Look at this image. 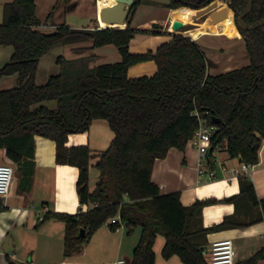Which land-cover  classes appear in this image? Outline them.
I'll return each instance as SVG.
<instances>
[{
  "label": "trees",
  "instance_id": "1",
  "mask_svg": "<svg viewBox=\"0 0 264 264\" xmlns=\"http://www.w3.org/2000/svg\"><path fill=\"white\" fill-rule=\"evenodd\" d=\"M143 1H134L125 28H99L97 22L74 28L62 23L51 33L39 29L36 0H13L4 5L0 45L13 46L14 52L0 68V80L18 74L19 83L0 91V149L6 150L10 161L24 165L21 181L32 180L36 136L55 142L58 164L79 168L80 202L93 206L76 214L48 211L41 220L57 219L66 224L67 256L81 252L93 234L116 217L115 223L109 222L112 231H117L121 222L129 233L142 227L128 264H155L159 233L165 238L162 256L166 259L176 255L185 264H210L208 234L264 220V199L258 197L251 178L240 175L238 194L224 199H197L186 206L180 192H161L152 179L153 167L171 147L187 146L200 126V118L218 127L212 136L209 159L224 147L230 157L242 163L259 162L264 141V25L239 28L251 63L213 75L205 51L187 35L173 33L171 40L155 51L130 50L136 34H160L156 28L132 26ZM218 1L229 3L237 22L249 5L248 0ZM190 4L201 8L208 0H171L168 6L175 10ZM52 16L53 13L49 18ZM263 20L264 0H252V9L243 23L252 26ZM84 41H92V48L117 47L121 60L89 67L92 57L70 60L57 56L60 72L51 75L45 84H37L43 56L55 46ZM146 61L156 63V74L131 78L130 67ZM47 100L57 101V109L39 105ZM96 119L106 120L114 137L98 155L95 167L100 172L99 180L91 190L90 168L95 156L92 149L89 145L67 143L70 134L88 131ZM243 201L249 207L260 208L262 216L252 220L225 216L217 225L204 226L206 206L232 202L238 208ZM5 208L0 197V211ZM262 259L264 247L249 260L236 264H258Z\"/></svg>",
  "mask_w": 264,
  "mask_h": 264
},
{
  "label": "crops",
  "instance_id": "2",
  "mask_svg": "<svg viewBox=\"0 0 264 264\" xmlns=\"http://www.w3.org/2000/svg\"><path fill=\"white\" fill-rule=\"evenodd\" d=\"M13 0H0V24L4 18V5ZM96 1V2H95ZM144 0L142 4L148 3ZM37 13L41 21H46L39 26V29L47 33L53 32L63 21L74 28H83L94 26L96 22L100 28L99 6L97 0H36ZM89 7L85 11L79 12L80 17H73L77 14L80 6ZM53 13L51 18L44 20V15ZM210 17H206L201 24L195 26L191 37L196 39L201 45L206 47L215 46L220 48L223 54H227L224 72L248 65L250 62L247 50L243 49L245 41L242 38L239 28L235 21V12L231 9L229 3L219 2V7ZM183 12V13H177ZM42 12V13H41ZM57 13V14H56ZM195 9L190 7H181L171 9L168 16L162 23L158 24L156 30L160 32L157 35H147L138 33L130 44V50L134 53H146L155 51L162 43L171 40L175 33L172 25V16L175 15V21H181L184 26L191 25L195 21L192 15ZM180 14V15H179ZM57 15V16H56ZM82 21L79 23L80 18ZM79 19V20H77ZM156 19L147 20L134 27L136 29H153ZM173 22V23H174ZM53 29V30H52ZM161 39L158 42L157 40ZM92 41L77 42L68 45L55 46L60 47L56 56H64L67 59H89V67H95L103 63L117 62L121 60V54L117 47L106 45L98 48H92ZM84 49V50H83ZM14 47L10 45H0V68L11 59ZM50 53V52H49ZM46 56V55H45ZM39 64L37 73V84H45L51 75L60 72L59 66L53 59L51 69L44 72L42 67L43 58ZM223 57V55H222ZM217 59L213 66H221L223 62ZM108 59H113L109 61ZM209 65V72L212 74ZM157 65L154 61L137 63L130 67L129 76L137 78L138 76H152L156 74ZM215 75V74H213ZM18 74L4 76L0 80V91L18 86ZM39 105H44L52 110L57 109L58 102L47 100ZM38 106V105H37ZM104 119H96L91 123L87 133L81 135H70L69 146L89 145L95 155L91 160L90 182L92 174L95 175L93 190L99 180V170L95 167L98 156L101 151L107 149L113 141L108 122ZM99 125L101 129H98ZM94 128V129H93ZM100 130L101 134L97 133ZM96 132V133H93ZM36 155L34 173L31 182L21 181L24 170L23 164H17L6 157V150L3 152V161L10 162L15 169V181L9 194L3 197L5 209L0 211V264H94L113 262L120 258H131L137 241L133 244L125 243V237L122 234L118 238L114 234L121 232L112 231L107 222L100 228L88 243L85 244L81 252L67 256L64 253V239L66 224L57 219H49L41 222L48 211L67 212L76 214L81 211H87L92 207L91 204H82L77 192V180L79 168L68 164H58L56 162V144L53 140L36 136ZM260 149L259 162L249 171L241 169L242 162L238 158L229 156L224 147H219L208 159L209 166L207 170H215L217 177L208 179L206 169L201 171V156L199 150L192 142H189L184 149L171 147L167 155L158 158L155 161L152 173V179L157 183L162 193L178 191L181 194V201L184 205H192L197 199H206L215 197L224 199L240 192V175H248L254 182L257 195L264 199V141ZM225 169L237 168L238 174L228 173ZM247 201H243L238 208L235 203L223 202L208 205L203 209V224L205 227L220 223L225 216H238L243 220H252L261 217L260 208L249 207ZM114 233V234H113ZM111 239L113 242L109 247L98 245L97 239L100 237ZM141 236V235H140ZM232 239L236 250V263L249 260L256 252L264 247V220L258 221L250 226L231 227L221 231L208 234V251L212 249V243L218 239ZM140 239V238H139ZM138 239V240H139ZM165 242V241H164ZM127 245V246H126ZM156 246V245H155ZM100 247V249H99ZM132 249V250H131ZM99 253L96 255L95 253ZM109 253V254H108ZM107 254V255H105ZM155 264H185L180 257L173 256L170 259L157 257ZM258 264H264V259Z\"/></svg>",
  "mask_w": 264,
  "mask_h": 264
},
{
  "label": "rangeland",
  "instance_id": "3",
  "mask_svg": "<svg viewBox=\"0 0 264 264\" xmlns=\"http://www.w3.org/2000/svg\"><path fill=\"white\" fill-rule=\"evenodd\" d=\"M170 1L171 0H149L148 3L141 4L139 6V8L137 9L136 13H135L134 20H133V26L136 27V26H138V24H140L142 22H145L147 20H151V19H156L157 20L153 25H155V24L158 25V24L162 23L163 20H165V18L169 15L168 12L171 10V8H169V6H168ZM0 4H1V2H0ZM97 4L99 6V0H97ZM85 8L87 10V8H89V7L88 6L85 7L84 5L80 6L79 10L77 11L78 13L75 14L73 17H80L79 16L80 15L79 12L82 13V11H85ZM52 10H53V7H52V9L50 11L45 13L46 15H44V20L47 19L48 15L50 14L49 12H51ZM215 11H217V10H213L212 12L207 13L204 16L198 18V19H195L194 20L195 22L192 23L191 25L183 26V27H181L178 30H174V32L175 33H180V34H183V35H187V36L191 37L192 30L196 29L195 26L199 27V25L201 24V21L203 19H205L206 17H210V15H212ZM177 13H183V12L177 11ZM37 15H38V13H37ZM3 18H4V15H3ZM174 18H175V15L172 16V19H171L172 20V25L171 26H173ZM80 19L81 20L77 19V20H79V23L82 21L83 17L80 18ZM40 21H41V19H40ZM45 22L46 21H43L42 24L45 23ZM62 23H63V21L61 22V24ZM158 26H153V28H157L158 29L159 28ZM125 27H126V25H125ZM125 27H119V28H125ZM239 32H240V30H239ZM242 38H243V36H242ZM160 40L161 39L159 38V40H157V41L158 42H162ZM194 40H196V39H194ZM200 46L203 48V50L206 53L207 60L210 63V69H211L212 74H217V72H222L221 70H223L224 65H226V61H227V56L228 55L227 54H223L222 51L220 50V48L215 47V46H211L210 45L209 47H206V45H201V44H200ZM242 47H243L244 50H246V45H243ZM59 49H60V47L53 48L50 51V53L46 54L45 58H43L42 67L44 69V72L48 71L49 69H51V63H53L54 55L57 54V51H59ZM222 55H223V57H222ZM221 57H222V60H223V62L221 63V66L220 65L218 67L217 66H213V62H215L217 59L220 60ZM57 58L58 57L56 56L54 60L56 61ZM108 60L112 61L113 59H108ZM104 123H107L106 120L104 121ZM96 127H98V129H101L99 125H96ZM109 131H110L111 135L114 137V132L112 130H109ZM85 133H87V137H88V132L87 131L86 132H81V133H73V134H70V135H81V134H85ZM93 133H96V132L93 131ZM97 133L101 134L100 130H98ZM3 156H4V154H3V152L0 149V163H9L10 164V162H7V161L4 162L3 161ZM95 180H96L95 175L92 174V180H91L90 184L94 186ZM119 230H121V232H118L117 234L113 233L114 237L118 238V240H119V237L123 234L124 237H125V243L128 244V246H131L129 244L130 243L133 244L134 240H136L137 243H138V239L140 238V235H141V232H142V227L141 226H137L136 228H133L132 232L129 233L127 227L125 225L121 224L120 228L117 231H119ZM110 240L111 239H107V238L101 236L100 238L97 239V244L98 245H103L104 244L105 247H109V245L111 243H113ZM164 241H165L164 235L162 233H159V235L157 237V241H156V246H155V252L157 253V257H163L162 256V248H163V245H164ZM99 249H100V247H99ZM95 254L100 256V254L97 253V252ZM131 254H132V251H131V253H129V256ZM105 255H107V254H105ZM176 257H178V256H176Z\"/></svg>",
  "mask_w": 264,
  "mask_h": 264
},
{
  "label": "built area",
  "instance_id": "4",
  "mask_svg": "<svg viewBox=\"0 0 264 264\" xmlns=\"http://www.w3.org/2000/svg\"><path fill=\"white\" fill-rule=\"evenodd\" d=\"M171 26V25H170ZM198 117H200L199 112L195 113ZM218 127L212 124L206 123L202 118H200V126L196 130L193 138L190 142L194 144L199 150L201 156V171L204 169H208V155L210 154V148L212 147V136L217 130ZM255 165H248L246 163H242L241 169L243 171H249ZM228 173L238 174L240 172L239 169H225ZM208 179H213L217 177V173L215 170H207L206 171ZM15 181V169L9 163H0V197L3 198L9 194L11 188L13 187V183ZM117 218L110 219V223H115ZM120 224H123L122 222ZM125 225V224H123ZM210 264H236V250L232 239H218L213 241L212 249L210 251L209 257ZM94 264H128L125 258L117 259L113 262L106 263H94Z\"/></svg>",
  "mask_w": 264,
  "mask_h": 264
},
{
  "label": "water",
  "instance_id": "5",
  "mask_svg": "<svg viewBox=\"0 0 264 264\" xmlns=\"http://www.w3.org/2000/svg\"><path fill=\"white\" fill-rule=\"evenodd\" d=\"M135 0H115V3L111 4V5H107L105 6L102 11L99 13V22L101 24V21L103 22H107L109 23V27H116L115 24H128L127 23V17L129 15L131 6L133 5ZM249 5L247 10L242 13L239 18H238V28L241 29H253V28H257L259 26L264 25V20L261 21L260 23H257L255 25L252 26H246L243 23V19L250 13L251 9H252V0H248ZM189 6H191L190 8L195 9V13L192 15V19H198L202 16H204L207 13L212 12L213 10L217 9L219 7V1L218 0H208V4H206L204 7L201 8H197L196 5L190 4ZM173 29L174 30H178L181 27L184 26V23L181 21H175L173 23ZM100 28L101 27L100 25ZM212 153V147L210 148V154ZM81 232L84 235L85 230L82 229ZM127 263L130 262V259L127 258Z\"/></svg>",
  "mask_w": 264,
  "mask_h": 264
},
{
  "label": "bare ground",
  "instance_id": "6",
  "mask_svg": "<svg viewBox=\"0 0 264 264\" xmlns=\"http://www.w3.org/2000/svg\"><path fill=\"white\" fill-rule=\"evenodd\" d=\"M115 3V0H99V13L102 11V9L105 6H109L111 4ZM99 21V20H98ZM109 26V23L101 21V27H107ZM116 27H125L126 24L121 23V24H115Z\"/></svg>",
  "mask_w": 264,
  "mask_h": 264
},
{
  "label": "flooded vegetation",
  "instance_id": "7",
  "mask_svg": "<svg viewBox=\"0 0 264 264\" xmlns=\"http://www.w3.org/2000/svg\"><path fill=\"white\" fill-rule=\"evenodd\" d=\"M249 3V2H248ZM235 21H236V18H235ZM236 23L238 24V22L236 21Z\"/></svg>",
  "mask_w": 264,
  "mask_h": 264
}]
</instances>
